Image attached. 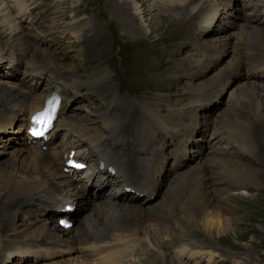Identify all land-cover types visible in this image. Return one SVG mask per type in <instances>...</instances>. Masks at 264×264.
I'll return each mask as SVG.
<instances>
[{"label": "rangeland", "instance_id": "374dc122", "mask_svg": "<svg viewBox=\"0 0 264 264\" xmlns=\"http://www.w3.org/2000/svg\"><path fill=\"white\" fill-rule=\"evenodd\" d=\"M234 1H217V12L207 24V30L210 26L213 30L211 33L209 30L203 33L201 23L193 21L191 16L198 13L206 0H195L190 7L188 1L183 4L175 1L171 5L169 0H0V11H11L9 18H0V88L4 89L0 101L5 92L12 91V84L18 85L13 93L27 88H33L38 95L49 92L46 88H51L49 82L48 85L44 81L34 85L33 76L25 75L29 65L39 60L40 63L56 67L77 83V86L66 89L71 93L74 90L70 88L76 89L69 105V116L83 115L78 121L69 117L74 122L88 121V117L84 116L87 115L94 121L89 124L97 127L101 124L102 127V118L109 105L106 102L114 97L113 93L117 99L113 98L112 104L115 107L112 111L121 108H126L128 113L133 108L140 110L144 102L137 107L136 99L148 98L164 100L159 104L167 100L169 103H178L174 108L167 106L163 110L165 114H168L169 108H185V113L192 112V97L196 88L212 80L216 74L213 63H210L206 76L196 78L197 82L193 83V69L206 60L202 55L203 47L233 29L236 30L239 23L243 22V17H246L243 11L245 3ZM207 3L213 7L211 0H207ZM28 8L29 11L22 10ZM256 19L264 30V23L260 18ZM19 24L23 30L13 36V27ZM26 39L27 43L24 42ZM225 45V42L218 45L224 55L219 70L228 66H223V63L229 64L232 59ZM45 52H52L54 57L48 59ZM33 54L35 58H32ZM160 61L164 64L159 65ZM263 74L248 76L244 69L237 70L230 73L228 82L222 84L220 89L214 83V86L200 90L199 98L206 102L196 114L201 124L195 127L194 138L187 144L184 166L173 172L170 169L164 171L162 162V177H158L160 183L145 203L129 204L137 203L131 199V192L127 198L119 199L129 202L118 204H122L125 209L122 211L132 217L136 211L127 206L150 209L146 211L148 220L141 215L145 220L139 242L145 243L144 248L126 253L122 261L115 252H108L103 255L106 260L103 264H264V119L254 125V130L250 126V137L256 146L255 154L245 153L239 139L232 143L224 139L216 142L217 139H213L216 133L212 135L214 125L225 134L229 129L223 122L227 120L255 121L258 112L264 110V106L259 108L261 97H256L254 92L255 85H261L264 89ZM90 89L95 92H90ZM208 90L211 91L210 96ZM85 96H88L87 99ZM102 99L105 103L96 105ZM96 109L103 112L98 115ZM16 113H4L12 117L0 114V174L13 171L14 159L20 161L22 157H28L27 152L24 154L27 156L17 152L24 146L27 135L22 130L23 135L18 137L19 140L16 138L21 129V122L14 123L20 120V117H14ZM117 117L118 114H115L111 120ZM207 121L209 126H206ZM164 137L166 139L160 148H165L172 141L170 139H178L174 131L165 132ZM209 142L214 146H210ZM216 147L225 150V154L222 156V152H211ZM164 148L162 157L166 153ZM217 157L225 159L214 169L217 174L213 171L211 175L223 177L222 180L226 178L228 183L217 184L220 191L208 190V195L214 199L212 205L200 215H195L193 210L196 207L191 203L189 192L192 186L186 182L183 191L179 193L184 196L180 204L185 202L189 207L185 205L184 212L170 221L162 220V214H168L165 209H168L166 205L172 201L171 190H175L176 181L185 178L198 164L211 166ZM237 168L252 172L257 178L256 182L241 190L234 189L231 174ZM71 183L63 187L64 191H76L71 188L76 183ZM114 186L116 189L118 185ZM87 190L85 194L79 191L80 196L71 197L70 203L76 204L75 210L70 211L74 223L69 227L71 232L64 236V241L54 243L51 238L53 232L49 227L52 220L56 231L64 230V226L58 223V216L34 223L35 219L27 220V215L22 213L14 219L7 229V236L0 237V264H101V259H93L96 256L92 251L93 246H88L84 250L86 253L81 252V235L78 230L87 226L88 220L99 212V206H102L100 202L106 200L108 189L94 184L90 188L87 186ZM55 203V200H48L44 208L50 204L53 209ZM57 203L62 202L57 200ZM162 206L165 207L161 212ZM36 213V217H39V213ZM107 215L104 214L101 224L105 223ZM123 238H128V235ZM189 250L199 251L200 254L189 257Z\"/></svg>", "mask_w": 264, "mask_h": 264}, {"label": "bare ground", "instance_id": "6f19581e", "mask_svg": "<svg viewBox=\"0 0 264 264\" xmlns=\"http://www.w3.org/2000/svg\"><path fill=\"white\" fill-rule=\"evenodd\" d=\"M175 1L182 4L188 1L189 7L192 2H195V0H169V3L172 5L174 4ZM217 1L218 0H211V4L213 5V7L211 8L209 3L206 4L207 2L206 0L205 4L201 5L200 9L198 8L199 9L198 13L195 12L194 16L193 14L191 16L193 21L197 20V22L201 23L200 28L203 33H208V30L209 33H211L213 30V27L211 26L207 30V24L217 12L216 11L218 9V6L216 4ZM232 1L235 3L234 0ZM221 2L227 3V0H221ZM245 6L247 7L246 3ZM244 13L246 17H243L242 19L243 22L239 23L236 30L233 29L228 34H224L222 37L216 38L213 43H209L208 45L203 47L202 55L203 58H205L206 60L204 61V64L200 63L197 68L193 69L194 71L193 73H191L192 78H194L193 83L197 82L196 78L206 76L207 66L210 65V63H213L214 67L213 66L211 67L216 69L215 71L216 74H214L213 76L214 78L212 80L206 83H201V86L196 88L198 91H200L203 87H206L207 89L212 85L214 86L215 85L214 83H216V85H219V89H220V86L222 84L228 82L230 73L231 72L235 73L237 70L244 69L245 73L248 76L255 75V74L249 75V73L246 71V64L259 65L256 71L259 70L264 72V30L262 29L261 26L257 24V19H256V17L260 18L262 24L264 23L263 20L264 0H260V2L258 0V5L252 8L251 12L248 9V11H245ZM10 14H11L10 10H6L5 12L0 11V18H9L11 16ZM261 14L263 15L260 16ZM26 16L27 15L23 16V18ZM22 30H23L22 25L19 24L14 26L13 36L16 35L17 33H21ZM187 35L188 34L186 33V36ZM27 40L28 39L24 40V42L27 43L26 42ZM220 42L226 43L225 46L226 48H229L230 53L237 49H240L242 51L243 49L245 50L241 55L237 57H232L230 55L232 57L231 61L229 62V64L228 63L226 64V62L225 64L223 63V66L226 65L228 66H226L224 69L221 70L219 69L221 68V64H222L221 62L224 60V57H222L224 55L221 54L220 46H218ZM224 54H226V52ZM44 55L47 58L54 57V54L52 52H45ZM32 58H35V54L32 55ZM35 61H36L34 62L35 64L31 63L29 65L28 70L25 71V75L34 76L32 80L34 82V85L38 84V79H40L37 76L41 74H43L44 76L45 73H43L42 70L47 69L50 71L52 70L50 73L45 74V76L48 75V80H50L49 83L52 84V87L58 85L65 92L67 88L77 86V83L73 82L70 78H68L56 67H53L46 63H40L39 60H35ZM162 64H164L163 61H160L159 65ZM31 70H36V71L32 75L28 74L29 71ZM79 87L80 84L78 83V88ZM254 88L256 90L254 91L256 93L255 94L256 97L259 98L261 97L259 103V108L261 109V107L264 106V103L263 104L261 103L262 100L264 101V95H262V93H264V89L261 88V85L259 86L255 85ZM259 88H261L262 91H260ZM10 89H12V91L5 92L6 94L1 98L0 104L2 107L0 106V108L3 109H0L2 111V112L0 111V114L3 115L4 113L14 114L15 112H17L14 115V117L15 118L20 117V120L16 119L17 121H15L14 123L21 122L20 124L21 129L19 130V132H17L18 134L16 135V138L18 139V137H21L23 135L24 131L23 132L21 131L26 129V122L28 115L41 109L42 100L49 93H51V91L38 95L35 93V90L33 88L31 89L27 88V90L25 91L19 90L13 93L14 90L18 89V85L16 84H12L10 86ZM197 90L196 92L193 93V97H192V100L194 102L192 107V112L185 113V108L172 109L176 107V105L178 104V103L175 104L173 101L169 103V101L167 100L165 101V103L159 104L164 100L162 99L156 100V99H148V98H142L141 100L136 99L138 101V102L136 101L137 107H140V104L144 102L140 110H138V108H133V110L128 113L126 108H121L119 110L112 111L109 118H107L106 115H104L102 118L103 126L101 128L98 127L100 128V130L96 128L95 132H89V133H86V131H84V135H83L84 140H94L96 141L97 144H99L104 139H106L109 142V144H115L118 141H123L125 142L123 145L118 144L116 146L130 148L142 154L147 153L146 151L141 152L144 146H147L148 150L158 152L157 168H158V172L160 173V170L162 168L161 164L163 162V157L161 153L163 152V148H164V146L160 148V145L161 143L164 144V141L166 139L164 137L165 132L174 131V133L177 134L178 136L177 141L183 139L186 142V144H189V141L194 138L195 127L201 124L199 118L196 117V114L203 107L206 100H203L202 98L203 96L201 97L202 99L199 98L201 91L197 92ZM89 91L95 92L94 90L91 89ZM209 92L211 91L208 90V95ZM3 94H4V89L0 88V96ZM113 96L114 97L116 96L115 93H113ZM235 99L238 100V97L235 96ZM167 106H172V108H169L168 114H165L163 110L167 108ZM256 110H258V108L255 109L254 111L256 112ZM68 112H70V106H68ZM115 114H118V117L114 120H111V118ZM132 114H134L136 120H134ZM82 116L83 115L81 114H75L74 117L68 115L65 116V119H63V121L67 126L68 133L72 132L70 128V125L72 123H76V124L85 123L86 125H89L90 122H94L93 119H91L87 115L84 116L88 117L89 122L88 121L74 122V120L78 121L82 119ZM239 116L243 117L241 115ZM4 117H12V116L4 115ZM69 117H73L74 120H70ZM255 118L256 119L255 121H253V123L249 122L248 120H244L243 122L241 120L235 122L232 121L229 122L227 120L223 122V124L227 126V128L229 129L225 134H223L222 131H220V127L218 128L216 125H214L212 135L214 133H216V135L215 136L213 135L214 136L213 139L215 140L217 139L216 142H220L221 140L224 139L227 141V143L238 142L239 139V142L243 144L242 146L244 148L245 153L255 154L256 146L254 145L250 137V130H251L250 126L254 130L255 129L254 125H257L260 122V119H264V110L259 111L258 115ZM119 123H121L124 126V130L116 134L115 128L119 125ZM262 123H264V121ZM209 124L210 123L207 121L206 126H209ZM88 127L90 126H86L85 128ZM27 137L28 136H25L24 146L22 148H19L17 152L23 156H27L28 154V157H26L28 158V160H26L25 157H22V160L20 161L14 159L15 162L13 164V171L7 174H0V237L7 236L6 233L8 232L7 229L9 228L10 223L22 213L27 215V220L35 219L34 223L37 221L38 222L42 221L41 219L50 220L52 219V217L55 216L62 217L64 215H68L69 218L71 219L73 215L67 209V206L76 205L74 203H70L72 195L80 196L79 191L85 194L88 191L87 190L88 185L89 188L94 184H97L101 187L102 186L105 187L104 185L105 183L99 184L95 178L89 179L87 186L81 184L82 182H77L76 179H74L72 176H69L66 172H63L62 169L59 168L57 161L53 157V153H51V151L44 148L43 145L45 143L41 144L40 141H36V143L28 142ZM172 141H174V138ZM75 143L79 146H82L83 144L82 141L81 143L78 141ZM85 148L86 145L82 146V149ZM212 151H217L219 153L222 152V156L226 152L220 147L211 149V152ZM26 152L27 154L24 155ZM224 159H225L224 157L215 158V161L212 162L211 166L209 164L210 161L208 162L209 165H207L206 163L205 165L198 164L196 167L192 168L187 175L184 176L185 178L180 177L181 179L179 181H176L178 183L175 187V190L173 191V189L171 188L172 201L166 205L168 206V209L167 207L165 209L166 211H168V214L161 213L162 215H164L163 217H161V219L164 221H170L169 219H173L176 216H178L180 212H184V206L187 204H185V202L180 204V200L182 202L184 196L183 194H179V193L183 191V185H186V182H189V184H191L192 186L191 189L192 191L189 192H191V196H190L191 203L196 207V208L193 207L195 208L193 210V213L195 215H200V213H203L205 209L209 208L210 205H212L213 203L212 201H214V199L208 195V190L214 189L215 191H220L218 189L217 184H221L223 182L228 183V179L226 178L225 180H222L223 177L218 178L215 177L214 175H213L214 177H212L211 175L213 171L215 174H217L214 169H217V167L220 166V163ZM165 170L166 169L164 168V171ZM231 176L234 179L232 185L235 188L233 186L232 187L234 189H239V190H241L243 187L247 186L248 184H254L257 180L256 176L247 169L244 170L237 168L236 170L232 171ZM71 182L76 183L75 186L71 187V188H75L76 191L75 192H70L68 190L64 191L63 187L65 185H72ZM158 183L160 182H159V178L157 177V181L155 185L157 186ZM116 184L118 186L115 189L116 186L114 185ZM114 185H113L114 187L113 189L110 188V185L105 187L108 189V192L105 193V196L107 198L106 200L100 202L102 206H99V212L95 213L94 218L88 220L86 224L87 226L79 228L78 233L79 235H81L79 241V249L81 250V252L86 253V251L84 252V250L88 246H93V247L98 245L106 246V242H109L110 239H113L116 242H118L120 246L111 252H115L116 256L120 259V261H122L126 256V253L130 251L133 252V250L135 249L144 248L145 243L139 242L140 230L143 226L145 218L147 219L146 211L150 209L144 210L141 206L140 207L127 206L126 208L136 211L134 217H132L133 215L129 216L124 211H122L125 210L123 209L124 208L123 205L118 204V203H125V204L129 203L119 200L120 198H127L129 192L125 191L122 183H115ZM83 187H85V190H82ZM184 189L186 190L185 187ZM121 191L122 194L119 195ZM237 194L239 196H244L241 193H237ZM151 195L152 194L141 196L133 193L131 199L137 201V203H129V204H139L141 202L145 203L146 201H148V198ZM48 200L56 201L55 207L53 209L51 208L50 204H48V206L44 208V205ZM57 200H59L62 203L58 204ZM163 207L165 206L161 207V212ZM36 212L39 213L38 214L39 217H36L35 215L37 214ZM40 213L42 216H40ZM106 213L108 215L104 219L105 223L101 224L103 220L102 217ZM141 215H144L145 218H143V216ZM53 221L54 220L51 221L52 224L49 227L50 230L53 232L51 238L54 239V243H57L58 241H64L65 240L64 236H66V234L71 232V229L68 230L69 227L71 226H69L68 228L64 227V230L59 232L56 231L57 228L55 224H53ZM124 235H128V238L124 239L123 238ZM183 237L184 236L180 238L182 239ZM122 245H125L126 247H123ZM122 251H126V252H122ZM187 253L189 257H192L196 254H200L199 251L194 252L192 250L187 251ZM93 259L96 260L95 256Z\"/></svg>", "mask_w": 264, "mask_h": 264}]
</instances>
